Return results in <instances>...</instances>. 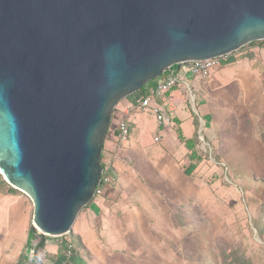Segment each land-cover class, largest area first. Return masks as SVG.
Listing matches in <instances>:
<instances>
[{"label":"water","instance_id":"water-1","mask_svg":"<svg viewBox=\"0 0 264 264\" xmlns=\"http://www.w3.org/2000/svg\"><path fill=\"white\" fill-rule=\"evenodd\" d=\"M264 40V0H0V174L33 232L94 196L115 105L171 66Z\"/></svg>","mask_w":264,"mask_h":264},{"label":"rangeland","instance_id":"rangeland-1","mask_svg":"<svg viewBox=\"0 0 264 264\" xmlns=\"http://www.w3.org/2000/svg\"><path fill=\"white\" fill-rule=\"evenodd\" d=\"M259 44L240 78L219 81L213 71L193 82L201 113V118L195 114V104L193 137L200 160L189 162L174 138L172 149L160 144L154 169L140 166L145 183L144 189L138 184L139 202L148 209L140 218L149 225L107 264H264V232L259 230L264 226V40ZM182 107L188 114V106ZM13 190L24 199L31 227L32 203ZM4 223L14 221L6 217L0 233ZM66 238L34 235L29 247L19 239H0V264H14L30 248L42 263L46 250L54 254ZM40 241L43 249L36 248Z\"/></svg>","mask_w":264,"mask_h":264},{"label":"crops","instance_id":"crops-1","mask_svg":"<svg viewBox=\"0 0 264 264\" xmlns=\"http://www.w3.org/2000/svg\"><path fill=\"white\" fill-rule=\"evenodd\" d=\"M256 43L258 44L249 43L229 55L223 67L215 70L214 77L219 81L226 80L230 76L240 78L242 72L249 71L245 69L247 68L246 59L252 56L251 52L261 48V44ZM185 80L189 89H172L157 98V101L164 107V114L167 115L166 122L170 126H166V122L158 125L154 116L132 108L139 97L147 93L148 89L155 84V81L149 82L143 91L121 99L117 103L118 105L116 104L117 108L114 107L111 120L114 118L115 120L112 122L113 127L109 126L110 130L104 139L101 155L103 164H109L107 175L112 181L102 184V194L94 197L82 208L81 217L72 230L86 254L69 255V264H107L114 256L124 251V248L129 245L128 242H131L133 234L136 239L139 236L138 231L149 225L143 224L142 218H140V216L145 218L147 215V208L143 205V201V206L139 202V190H142L143 183H145L144 170H141L140 166L154 169L156 167L155 157L161 148L160 144L165 143L168 145L167 148L172 149L171 141L174 138L189 154L184 140H194L193 129L196 128L194 125L196 117H192V115H194L195 104H197V110L194 112L201 118L193 83L200 79L187 76ZM176 94L181 95V99L177 100ZM182 104L188 106V114L183 110ZM183 111L185 114H180ZM189 115L191 119H189ZM122 119H128L130 134L127 144L117 149L114 146L112 135L117 122ZM112 123L110 122V124ZM178 132L183 139L178 138ZM189 162L191 161L189 160ZM141 183L142 188L138 187V184ZM147 203L144 204L147 205ZM27 215L24 199L19 197L4 179H0V223L9 216L14 221L11 226L5 223L1 224L4 229L3 233H0V239H19L26 245L30 233L33 232L30 226L27 228ZM62 250L61 246L57 252L52 251V253L59 255ZM49 251L46 250L47 255L50 253Z\"/></svg>","mask_w":264,"mask_h":264},{"label":"built area","instance_id":"built-area-1","mask_svg":"<svg viewBox=\"0 0 264 264\" xmlns=\"http://www.w3.org/2000/svg\"><path fill=\"white\" fill-rule=\"evenodd\" d=\"M233 53L234 52L218 57L182 62L178 68L173 66L169 67L159 77L151 80L155 81V84L148 89L145 95L139 97L137 103H135L134 107L132 108L154 116L158 125L164 124L166 122L164 107L160 102L157 101V98L162 97L166 92H169L174 88L179 90L189 89L185 80L187 76H190L194 79L208 78L213 71L223 67L227 57ZM109 130L110 127L108 131ZM129 134L130 130L128 119H122L118 121L112 135L115 148L119 149L124 147L129 140ZM156 139L158 140V137H156ZM108 169L109 164L105 163V165H103L99 185L95 189L93 198L102 194V184L110 183L112 181V179L107 175ZM34 235L37 237L43 236L37 232H34ZM62 236H67V238L62 243L66 242V244H68L69 233H66ZM26 255L29 259H34L33 248H30L29 253ZM69 255L70 251L68 249L62 250V252L59 254V256L62 257L61 261H57V258L46 259L45 256V260L39 264H68Z\"/></svg>","mask_w":264,"mask_h":264},{"label":"trees","instance_id":"trees-1","mask_svg":"<svg viewBox=\"0 0 264 264\" xmlns=\"http://www.w3.org/2000/svg\"><path fill=\"white\" fill-rule=\"evenodd\" d=\"M259 42V41H258ZM252 43V42H251ZM173 67H176V66H173ZM149 83V82H148ZM147 83V84H148ZM146 84V85H147ZM145 86H143L140 91H143L145 89ZM177 89V88H174V90ZM178 90V89H177ZM146 94V93H145ZM143 94V95H145ZM168 94V93H167ZM176 99L179 100L181 99V95L179 94H176ZM159 100V99H158ZM180 132H178V138L179 139H183L181 137V134H179ZM184 144H185V147L187 148V150L189 151V154H188V159L191 161V162H195L197 160H200V157L199 155H197V152L195 150V142L193 139H186L184 140ZM102 163V166L104 165L103 162L101 161ZM261 232H264V226L261 227L259 229ZM34 236V232H31L30 233V237L28 239V242L26 244L27 247L30 246V242L32 240V237ZM68 244H69V247H68ZM66 244V242H64L62 244V247H63V250H69L70 251V255H81V254H86L84 249L82 248L81 244H80V241L78 239V237L73 233V230H72V227L69 231V243ZM36 248H40V249H43L44 248V242L43 241H40ZM57 258V261H61L62 257L59 256V255H47L46 254V259H55ZM14 264H39L35 259H29L27 257L26 254H24L23 252H21L18 256V258L16 259V262ZM69 264V263H68Z\"/></svg>","mask_w":264,"mask_h":264},{"label":"bare ground","instance_id":"bare-ground-1","mask_svg":"<svg viewBox=\"0 0 264 264\" xmlns=\"http://www.w3.org/2000/svg\"><path fill=\"white\" fill-rule=\"evenodd\" d=\"M193 99V98H192Z\"/></svg>","mask_w":264,"mask_h":264}]
</instances>
